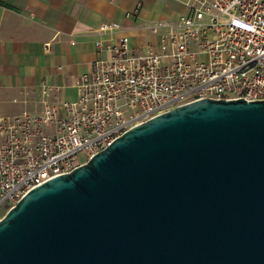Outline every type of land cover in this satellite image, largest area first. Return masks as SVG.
Wrapping results in <instances>:
<instances>
[{
	"label": "water",
	"instance_id": "obj_1",
	"mask_svg": "<svg viewBox=\"0 0 264 264\" xmlns=\"http://www.w3.org/2000/svg\"><path fill=\"white\" fill-rule=\"evenodd\" d=\"M0 264H264V99L185 103L47 179Z\"/></svg>",
	"mask_w": 264,
	"mask_h": 264
},
{
	"label": "built area",
	"instance_id": "obj_2",
	"mask_svg": "<svg viewBox=\"0 0 264 264\" xmlns=\"http://www.w3.org/2000/svg\"><path fill=\"white\" fill-rule=\"evenodd\" d=\"M187 6L178 18L150 25L161 36L158 50L133 49L127 35L97 40L107 57L76 79V100L50 101L52 87L43 85L40 111L0 112V219L32 189L156 115L201 98L264 99V0ZM121 28L112 21L97 30Z\"/></svg>",
	"mask_w": 264,
	"mask_h": 264
},
{
	"label": "crops",
	"instance_id": "obj_3",
	"mask_svg": "<svg viewBox=\"0 0 264 264\" xmlns=\"http://www.w3.org/2000/svg\"><path fill=\"white\" fill-rule=\"evenodd\" d=\"M188 1L0 0V112L40 111L43 85L52 87L50 101L76 100V79L107 57L97 40L115 43L127 35L133 49L158 50L161 36L150 25L188 12ZM112 21L122 25L120 31L98 32Z\"/></svg>",
	"mask_w": 264,
	"mask_h": 264
},
{
	"label": "rangeland",
	"instance_id": "obj_4",
	"mask_svg": "<svg viewBox=\"0 0 264 264\" xmlns=\"http://www.w3.org/2000/svg\"><path fill=\"white\" fill-rule=\"evenodd\" d=\"M8 211V210H7Z\"/></svg>",
	"mask_w": 264,
	"mask_h": 264
}]
</instances>
